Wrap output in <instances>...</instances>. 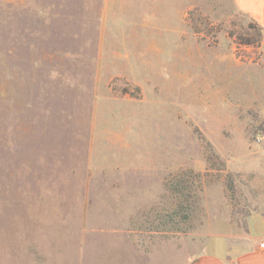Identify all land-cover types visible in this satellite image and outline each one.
Wrapping results in <instances>:
<instances>
[{"label":"rangeland","instance_id":"obj_1","mask_svg":"<svg viewBox=\"0 0 264 264\" xmlns=\"http://www.w3.org/2000/svg\"><path fill=\"white\" fill-rule=\"evenodd\" d=\"M117 8L102 52L103 0H0V264H186L264 208V65L236 56L239 12L208 16L213 45Z\"/></svg>","mask_w":264,"mask_h":264},{"label":"crops","instance_id":"obj_2","mask_svg":"<svg viewBox=\"0 0 264 264\" xmlns=\"http://www.w3.org/2000/svg\"><path fill=\"white\" fill-rule=\"evenodd\" d=\"M117 5L119 15L128 12V18L117 16L116 20L126 21L133 18V13L141 9L145 22L154 21L157 16L170 21L177 19L184 20L186 11L199 5L202 12L211 20L220 21L231 17L239 12L254 19L262 26L264 32V0H189L185 8L182 7V0H103L102 31L107 28L109 11L111 6ZM181 35V30L179 31ZM121 38L128 43L131 34L124 33ZM104 31L101 40V51L107 47L104 41ZM128 39L127 41H125ZM114 53L120 52V43L115 42L111 46ZM262 56L260 63L264 65V41L261 47ZM258 64V63H255ZM130 80V79H129ZM135 82V81H133ZM137 83V82H136ZM139 84V83H138ZM246 238L242 242L230 241L226 236L219 235L220 239L209 242L187 260L186 264H264V247L260 243L264 239V208L251 212L246 222Z\"/></svg>","mask_w":264,"mask_h":264},{"label":"trees","instance_id":"obj_3","mask_svg":"<svg viewBox=\"0 0 264 264\" xmlns=\"http://www.w3.org/2000/svg\"><path fill=\"white\" fill-rule=\"evenodd\" d=\"M240 14H242V16H247L243 13H239L231 17L229 19L227 34L236 44L235 52L240 60L260 63L262 56L261 47L264 41L263 28L252 18H249V21L245 24ZM184 21L192 28L199 41L209 40V44L213 45L218 42L215 38V34L224 27L223 22L213 23L209 17L202 12L199 5L186 11ZM243 46L250 49L243 48ZM109 87L111 92L117 96H129L131 98L141 99L143 95L140 84L123 76H115L112 78ZM207 156L210 161H212L213 158H218L213 151H210ZM175 177L171 180L169 188L176 194H180L184 192L185 187L183 184L187 181H183L184 179L175 180ZM228 182L229 189L233 191L234 187L232 180L229 179ZM181 197L182 196L178 197L180 203L178 207L185 209V205L188 204L189 200L185 198L182 200Z\"/></svg>","mask_w":264,"mask_h":264},{"label":"built area","instance_id":"obj_4","mask_svg":"<svg viewBox=\"0 0 264 264\" xmlns=\"http://www.w3.org/2000/svg\"><path fill=\"white\" fill-rule=\"evenodd\" d=\"M261 247H264V239L260 243Z\"/></svg>","mask_w":264,"mask_h":264}]
</instances>
